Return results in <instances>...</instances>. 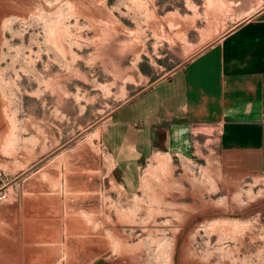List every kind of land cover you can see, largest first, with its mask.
<instances>
[{"label":"rangeland","instance_id":"obj_1","mask_svg":"<svg viewBox=\"0 0 264 264\" xmlns=\"http://www.w3.org/2000/svg\"><path fill=\"white\" fill-rule=\"evenodd\" d=\"M264 0H0V264H264V173L158 153L109 188L114 113Z\"/></svg>","mask_w":264,"mask_h":264},{"label":"crops","instance_id":"obj_2","mask_svg":"<svg viewBox=\"0 0 264 264\" xmlns=\"http://www.w3.org/2000/svg\"><path fill=\"white\" fill-rule=\"evenodd\" d=\"M101 142L127 193L158 153L264 173V7L125 102Z\"/></svg>","mask_w":264,"mask_h":264}]
</instances>
